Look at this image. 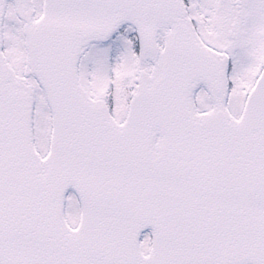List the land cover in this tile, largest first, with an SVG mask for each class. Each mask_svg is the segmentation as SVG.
<instances>
[{
    "label": "snow or ice",
    "instance_id": "obj_1",
    "mask_svg": "<svg viewBox=\"0 0 264 264\" xmlns=\"http://www.w3.org/2000/svg\"><path fill=\"white\" fill-rule=\"evenodd\" d=\"M0 264H264V0H0Z\"/></svg>",
    "mask_w": 264,
    "mask_h": 264
}]
</instances>
